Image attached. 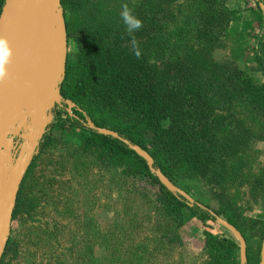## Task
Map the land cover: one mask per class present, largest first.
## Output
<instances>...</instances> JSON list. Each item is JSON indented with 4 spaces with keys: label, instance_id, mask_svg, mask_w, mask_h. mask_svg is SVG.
Masks as SVG:
<instances>
[{
    "label": "trees",
    "instance_id": "obj_1",
    "mask_svg": "<svg viewBox=\"0 0 264 264\" xmlns=\"http://www.w3.org/2000/svg\"><path fill=\"white\" fill-rule=\"evenodd\" d=\"M224 1H193L192 16L185 15L183 25L175 28L187 42L191 38L196 48L185 46L179 55L167 60L159 45L170 35L168 26L175 21V16L167 10L171 0H141L143 11L135 18L141 15L144 18L140 20L141 27L132 32L126 31L119 15L81 18L83 0H60L67 46L72 43L74 48L66 56L60 94L74 104L71 120L83 131L82 151L92 152L106 170L115 173L116 179L121 180L118 195L125 194L128 198H122L121 216L116 214L108 229L103 231L89 220L84 225L87 238L71 232L72 235L65 238L64 247L62 227L53 224L52 231L44 228L43 245L51 254V264H152L153 244L158 246L162 241L170 244L177 240V230L184 224L187 212L204 224L217 217L224 219L245 241L246 264L252 262L248 245L250 225L244 230L228 204L193 199L192 206H188L183 198L162 186L145 160L130 148L136 146L146 152L153 161L152 167L188 195L191 182L195 180L220 176L224 184L233 182L229 178L232 168L229 171L225 168L227 158L235 160L233 157L250 134L238 132L237 138L223 135L225 113L230 102L240 101L249 105L250 110L264 114V82L258 83L243 70L218 63L211 56L212 49L223 46L226 27L235 15L224 7ZM258 1L264 6V0ZM3 3L4 0H0V12ZM131 8L127 7L129 12ZM252 13L256 21L254 28H257L264 17L260 8ZM142 39L147 40L145 47L141 46ZM148 39H156V47ZM131 41L136 44L131 45ZM260 44L264 57V35ZM86 118L95 128L115 132L117 138L89 129ZM66 130L65 122H54L40 148L51 142L53 135L64 134ZM36 158L17 194L1 264H12L21 255L13 225L14 222L19 224L21 216L29 212V201L23 198L22 191ZM136 177L147 178L157 191L150 195L144 189L128 186ZM257 177L264 188V171ZM132 202L157 215L156 226L144 229L146 234H142L144 230L132 210ZM36 207L37 203H33L31 211ZM143 219L146 220L145 214ZM159 220L164 223L159 224ZM253 223L254 226L260 224L258 231L262 240L264 222ZM203 236V251L208 258L205 264H238L239 246L235 240L208 231H204ZM96 246L103 248L102 257L95 256ZM25 262L28 264V259Z\"/></svg>",
    "mask_w": 264,
    "mask_h": 264
},
{
    "label": "rangeland",
    "instance_id": "obj_2",
    "mask_svg": "<svg viewBox=\"0 0 264 264\" xmlns=\"http://www.w3.org/2000/svg\"><path fill=\"white\" fill-rule=\"evenodd\" d=\"M193 1L195 0H171L169 4L167 10L175 16V21L168 26L170 35H166L163 44L159 45V50L167 60L179 55L182 48L185 50V46L196 48L191 38L187 42L186 37H181L175 28L176 25H183L185 15L192 16ZM140 4L141 0H83L79 14L81 18L90 16L93 19L109 15L121 17L122 9L130 6V16L136 19L135 17L143 11ZM259 4L262 3L258 0L224 1V7L228 11H234L235 15L226 27L223 46L212 49L211 56L216 62L231 64L246 72L254 81L263 83L264 57L260 38L264 35V21L261 26L254 28L256 21L252 13L257 12ZM163 7L166 8L165 5ZM261 15L264 17L262 11ZM143 18L141 15L138 20ZM146 23L145 19L144 25ZM124 25L127 31V25ZM148 40L156 45V39ZM146 41L142 39V47H145ZM130 44L135 45L136 41H131ZM73 50V44L70 43L67 53H72ZM230 103V108L225 113L223 135L237 138L238 132L250 134L247 142L243 141L237 156L233 157L235 160L231 161L232 157L227 158L225 168L228 171L232 168L229 178L233 182L224 184L220 176H217L218 179L195 180L191 182L189 196L206 203H226L244 230L250 225L248 245L253 256L250 264H258L262 240L258 231L260 224L254 226L253 222H264V188L257 180V176H261L264 171V114L250 110V106L245 102ZM70 116L73 114L65 105L55 106L52 110L51 125L60 120L65 122L68 130L64 134L53 135V140L44 148L39 147L31 173L25 179L22 194L23 198L29 201V212L21 216L19 224L14 222L13 225L17 233L16 240L20 243L21 255L17 256L12 264H26L27 259L28 264H51V254L43 245V229L52 231L53 224L62 227L64 247L67 240L65 238L72 235L71 232L78 237L82 235L87 238L84 225H87L89 220H93L105 231L114 222L116 214L121 216L122 198L125 196L117 193L121 180L116 179L114 172L106 170L92 152L82 151L83 131L72 123ZM128 186L136 190L144 189L150 195L157 191L147 178L142 177L134 178ZM127 198L125 196V199ZM33 203H37V207L31 211L30 206ZM138 205V202H132L131 207L140 219L143 230H148L150 226L155 227L157 215L153 210L149 212ZM144 214L146 220L143 219ZM160 223L164 221L159 220ZM146 230L142 234H146ZM204 231L231 238L237 243L236 237L217 220L204 224L187 212L184 224L177 230V240L170 244L162 241L158 246L152 243V264H205L208 258L203 251ZM94 254L102 257L103 248L94 247ZM237 263L240 264V251L237 254Z\"/></svg>",
    "mask_w": 264,
    "mask_h": 264
},
{
    "label": "water",
    "instance_id": "obj_3",
    "mask_svg": "<svg viewBox=\"0 0 264 264\" xmlns=\"http://www.w3.org/2000/svg\"><path fill=\"white\" fill-rule=\"evenodd\" d=\"M264 14V6L259 4ZM0 59L6 75L0 78V264L6 248L12 213L24 176L47 134L55 106L74 108L60 94L67 56L66 26L60 0H4L0 12ZM86 125L98 134L117 138L104 128ZM127 145L130 144L125 141ZM130 148L145 162L159 183L192 206L193 199L152 167L150 156ZM220 222L237 239L240 264H246V245L240 233ZM258 264H264V237Z\"/></svg>",
    "mask_w": 264,
    "mask_h": 264
},
{
    "label": "clouds",
    "instance_id": "obj_4",
    "mask_svg": "<svg viewBox=\"0 0 264 264\" xmlns=\"http://www.w3.org/2000/svg\"><path fill=\"white\" fill-rule=\"evenodd\" d=\"M121 17L124 23L127 25V31L132 32L133 30H138L141 27V22L138 19H133L130 16L127 7H124V10L121 13ZM0 43H3V41H0ZM2 65L3 60L0 59V78H3L6 75V70Z\"/></svg>",
    "mask_w": 264,
    "mask_h": 264
},
{
    "label": "built area",
    "instance_id": "obj_5",
    "mask_svg": "<svg viewBox=\"0 0 264 264\" xmlns=\"http://www.w3.org/2000/svg\"><path fill=\"white\" fill-rule=\"evenodd\" d=\"M65 106H66V105H65ZM66 107H67V106H66ZM72 109H73V108H72ZM72 109H71V111H72ZM71 111H70V112H71ZM70 117H72V116H70Z\"/></svg>",
    "mask_w": 264,
    "mask_h": 264
},
{
    "label": "crops",
    "instance_id": "obj_6",
    "mask_svg": "<svg viewBox=\"0 0 264 264\" xmlns=\"http://www.w3.org/2000/svg\"><path fill=\"white\" fill-rule=\"evenodd\" d=\"M214 235V234H213Z\"/></svg>",
    "mask_w": 264,
    "mask_h": 264
}]
</instances>
